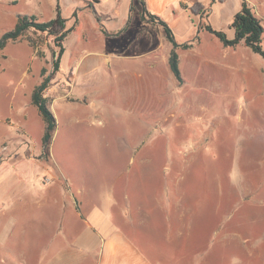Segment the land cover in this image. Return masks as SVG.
I'll return each instance as SVG.
<instances>
[{
	"label": "crops",
	"instance_id": "0c3cea01",
	"mask_svg": "<svg viewBox=\"0 0 264 264\" xmlns=\"http://www.w3.org/2000/svg\"><path fill=\"white\" fill-rule=\"evenodd\" d=\"M1 1L0 14L18 3V0ZM144 1L150 14L169 25L179 45H189L177 49L182 81L175 77L170 67L172 43L159 24L142 19L140 10L136 14L142 30L126 48L136 50L117 52L114 73L118 81L130 79L138 73L130 68L127 70L128 65L141 60L140 66H144L149 76L142 86L130 85L133 91L145 92L147 85L156 82L161 86L172 83L176 88L173 93H182L169 110L165 106L160 120L170 125L162 135L165 148L133 151L128 165L111 180L103 182L67 180L49 164L33 162L27 157L14 164L0 165V187L11 175L14 178L11 187L19 192L15 202L23 207L33 206L30 207L33 209L34 245L25 262L264 264V195H259L264 194V59L244 43L225 46L213 34L199 31L200 25L205 23L193 10L197 4L208 8L206 24L225 32L228 39L233 40L235 30L230 24L244 2L264 27V0ZM133 10L134 7L131 12ZM117 15H121L119 10L114 12V16ZM15 19L17 24L18 16ZM131 19L130 15L127 24L111 33V38L119 39L128 34L132 28ZM56 77L59 80L67 77V85H61L63 95L53 96L54 102L58 99L75 102L77 86L73 68L65 69L61 64ZM215 85L231 92L233 98L245 101L241 123L251 143L248 151L260 160L255 177L244 187H228L223 178L212 187L209 179L197 177L195 167L201 156L192 140L188 148L184 143L172 148L176 130L188 128L189 133H193L194 123L206 122L205 114L197 115L194 108L201 107L205 112L208 102L196 101L193 91L207 94L215 91ZM205 93L202 96L205 97ZM83 99L96 107L88 96ZM50 101L51 98L48 107L57 120L59 114L53 105L50 106ZM141 101L134 102L140 105ZM142 105L144 111L145 102ZM155 108H147V115L150 116ZM23 113L16 117H23ZM134 119L137 120L135 116ZM28 122L23 117L22 126L27 127ZM0 194L4 192L0 190ZM5 205L3 203V207ZM253 208L257 213L249 211ZM228 209L229 214L226 213ZM236 259L238 261H234Z\"/></svg>",
	"mask_w": 264,
	"mask_h": 264
},
{
	"label": "rangeland",
	"instance_id": "374dc122",
	"mask_svg": "<svg viewBox=\"0 0 264 264\" xmlns=\"http://www.w3.org/2000/svg\"><path fill=\"white\" fill-rule=\"evenodd\" d=\"M58 4L67 29L74 27L64 42L62 65L65 69L73 68L76 75L75 102L59 99L54 102L53 96L63 95L61 85H67V77L60 80L54 77L44 95L48 103L51 98L50 106L53 105L59 115L52 139L45 148V121L32 102V94L43 80L42 69H46L44 77L51 75L54 56L59 49L53 37L30 30L0 50V165L14 164L27 157L33 162L49 164L67 180L90 183L111 180L128 165L133 151L145 152L151 147L152 151L164 150L162 135L170 125L160 120L165 114V106L169 110L171 103L179 100L182 93H173L176 88L172 83L161 86L156 82L147 85L145 92L133 91L130 85L142 86L149 76L144 66H140L141 60L127 67L138 73L136 76L116 79L117 52L133 53L136 50L126 48L142 30L136 14L137 10L141 12L140 0H18L5 10L6 13L0 14V37L15 27V17L19 15H35L40 22L56 19ZM117 10L121 15L115 17ZM196 10L201 12L200 17L206 24L209 9L198 4ZM102 13L110 16L100 15ZM130 15L131 31L119 39L111 38V33L127 24ZM217 86L215 91L210 90L207 94L193 91L196 101L208 102L205 112L201 107L194 108L197 115L205 114L206 122L194 123L193 133H189L188 128L176 130L172 148L182 143L188 148L192 140L201 156L195 167L197 177H206L212 187L220 178L228 187H244L255 177L260 157L248 151L251 143L245 125L241 123L245 101L240 97L233 98L231 92ZM210 89L214 87L210 85ZM83 96H88L96 107L89 105ZM137 99H142L140 105L134 102ZM154 106L156 108L148 116L147 108ZM21 113L29 121L27 127L22 126L23 117H16ZM13 179L9 175L7 183L0 187L4 192L0 194V264H26L34 245L33 206L23 207L15 202L19 192L11 187ZM8 196L10 200L5 199ZM3 203H6L5 207ZM252 210L258 211L256 208L249 211ZM226 213L229 214V209Z\"/></svg>",
	"mask_w": 264,
	"mask_h": 264
},
{
	"label": "trees",
	"instance_id": "16d2710c",
	"mask_svg": "<svg viewBox=\"0 0 264 264\" xmlns=\"http://www.w3.org/2000/svg\"><path fill=\"white\" fill-rule=\"evenodd\" d=\"M140 6L142 19L154 24H159L163 28L167 39L172 43L173 50L170 56V67L175 77L179 81H182L177 49L179 47L188 48L189 45H179L176 42L175 35L169 25L158 16L150 14L146 8V3L144 0H140ZM193 10L195 14L200 15L201 12L196 10V5L193 7ZM230 28L235 30V38L233 40H229L225 32L213 29L210 24H201L199 31L206 30L210 34H213L225 46L235 47L240 43H244L247 47L251 48L255 53L259 54L264 59V27L246 2L243 3L240 12L235 15L232 23L230 24ZM30 30L46 33L53 37L54 43L59 49L58 53L54 56L55 59L53 62V70L51 75L49 77H44L46 74V69H42L41 77L43 80L35 88L32 94V102L37 107L46 124V130L43 137V144L46 148L49 145L53 133L57 127V121L54 114L48 107V99L45 97L44 93L48 89L50 81L56 77L60 71L62 58L65 54L64 42L66 38L74 31V27L67 29L66 19H64L61 14L59 4L57 5L56 19L50 20L48 22H40L38 17L35 15H19L15 27L0 37V50H4L10 42L18 41L24 37L25 34ZM198 39L199 37L197 36L196 40Z\"/></svg>",
	"mask_w": 264,
	"mask_h": 264
}]
</instances>
